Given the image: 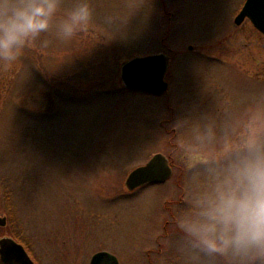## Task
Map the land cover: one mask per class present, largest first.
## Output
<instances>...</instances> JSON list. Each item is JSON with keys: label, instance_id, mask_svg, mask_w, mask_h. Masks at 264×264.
Here are the masks:
<instances>
[{"label": "rangeland", "instance_id": "rangeland-1", "mask_svg": "<svg viewBox=\"0 0 264 264\" xmlns=\"http://www.w3.org/2000/svg\"><path fill=\"white\" fill-rule=\"evenodd\" d=\"M75 0H63L69 11ZM246 0H91L94 23L0 64V240L36 264H197L177 218L205 181L191 155L264 129V35L235 19ZM172 58L169 92H127L122 67ZM158 153L166 184L130 192V173Z\"/></svg>", "mask_w": 264, "mask_h": 264}, {"label": "clouds", "instance_id": "clouds-1", "mask_svg": "<svg viewBox=\"0 0 264 264\" xmlns=\"http://www.w3.org/2000/svg\"><path fill=\"white\" fill-rule=\"evenodd\" d=\"M91 0H0V64L9 67L37 46L72 42L94 23ZM209 154L191 155L189 168L204 165L205 181L177 218L197 264H264V129ZM0 264H3L0 254Z\"/></svg>", "mask_w": 264, "mask_h": 264}, {"label": "water", "instance_id": "water-1", "mask_svg": "<svg viewBox=\"0 0 264 264\" xmlns=\"http://www.w3.org/2000/svg\"><path fill=\"white\" fill-rule=\"evenodd\" d=\"M247 18L264 33V0H247L236 18V24L241 25ZM169 63L170 58L164 54L136 58L123 66L122 81L130 91L162 96L168 90L165 76ZM172 174L168 158L163 154H156L145 166L135 169L129 175L126 186L134 191L148 184H162ZM6 224L7 219L0 217V227ZM0 254L3 264H35L25 247L12 238L0 240ZM91 264H119V260L113 254L100 252L93 256Z\"/></svg>", "mask_w": 264, "mask_h": 264}, {"label": "flooded vegetation", "instance_id": "flooded-vegetation-1", "mask_svg": "<svg viewBox=\"0 0 264 264\" xmlns=\"http://www.w3.org/2000/svg\"><path fill=\"white\" fill-rule=\"evenodd\" d=\"M173 165V164H172ZM33 259V258H32Z\"/></svg>", "mask_w": 264, "mask_h": 264}]
</instances>
